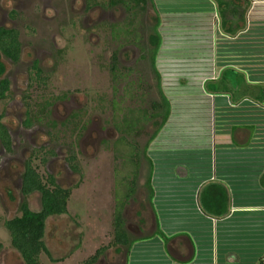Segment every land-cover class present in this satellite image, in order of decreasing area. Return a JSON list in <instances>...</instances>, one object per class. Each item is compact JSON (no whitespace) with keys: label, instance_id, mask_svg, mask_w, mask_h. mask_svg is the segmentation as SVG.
I'll list each match as a JSON object with an SVG mask.
<instances>
[{"label":"rangeland","instance_id":"obj_1","mask_svg":"<svg viewBox=\"0 0 264 264\" xmlns=\"http://www.w3.org/2000/svg\"><path fill=\"white\" fill-rule=\"evenodd\" d=\"M74 1L76 4L72 0H0V25L13 26L18 30L22 49L21 61L13 66L6 65L5 73L13 82L9 84L11 90L7 98L0 100V114L7 113L2 120L7 121L10 131L15 130L14 116L17 109L15 105L9 104L15 100L20 101L23 94L28 95L29 102L39 96L53 103V106L56 105L53 110L55 116L62 114L68 116L80 107L83 109V119L89 120L84 130L77 135L75 131L72 132L73 128L70 125L68 126L72 128L71 132L54 135L52 131H49L44 120L36 122L33 126L34 133L29 135L28 140L21 139L18 133H12V153L9 155H12L11 158L17 156L18 159L13 158V161L4 165L5 168H0V264H23L18 253L9 245V236L2 221L18 213V204L21 200L26 201L30 209L38 208L39 194L33 192L25 198L22 197L19 193L18 177L22 171V161L30 156L29 145L34 144L37 147L42 143L46 144L45 148L53 149L57 156L49 160L45 167L41 165L38 158H31V165L42 180H44L45 170L56 173L57 184L68 188L69 196L66 200V212L50 216L45 221L44 240L53 260L41 253L38 256L39 262L41 264H81L99 250L97 259L92 264L123 263L126 248L123 245L111 244L113 204L118 198L123 197L122 187L118 189L113 179V168L119 164V161H113L111 149L113 141L120 134L114 130L110 122L112 98L121 99V101L123 98V107L139 104L147 111L150 110L152 101H159L157 91L164 93L165 100L166 98L170 100L169 102L167 100L165 104L168 107L169 119L159 126L161 129L154 138L156 140H153V143L149 140L141 152L152 161L148 176L152 190L155 189L153 202L158 210L159 221L157 238L160 235L165 236L164 231L167 230L165 226L173 225L165 223L169 222L164 218V215L169 217V209H166L164 215L160 213L164 203L168 205L166 200L168 195L175 192L174 189L177 188L173 185H184L180 182V176L186 183L201 178L206 169L205 159L208 154L204 143H206L207 127L203 123L201 110L195 109L201 107L199 103L192 100L193 94L182 93L181 90H193L201 85L197 77L206 72L215 50L219 63L222 62V58L227 61L229 55H233V50L224 48V45L220 43H218L219 46L210 47L206 38L207 32L202 31V23L205 19L203 16L194 15L181 8L177 11L173 10L174 14L171 17L162 11V7L169 4V0H157L159 25L156 31L159 37L161 36V48H159L161 52L159 57L155 55L153 64L149 67L150 48L147 36L151 34L154 15L147 0H145L146 7L139 5L134 15L132 12L124 11L120 6L109 10L100 8L99 5H103L106 0H92L91 4L94 7L91 12L85 14L81 8L83 2ZM154 2L155 0L153 5L156 10ZM10 9L19 11L20 21L10 23L6 19V13ZM247 10L243 16V31L248 17ZM110 17L112 23L127 22L130 17H133L132 29L135 35L111 44L108 41L105 25L111 22ZM253 22L247 28L250 32L246 35L258 34L259 28L254 25L257 23ZM256 46L261 47L260 44H254V50L258 49ZM142 47L146 50L145 53L142 52L143 57L139 50ZM249 49L248 46L241 47L242 61L246 64L253 58V52L249 54ZM42 51L51 54L45 55ZM111 53L116 56L115 67L120 73L115 82L110 72ZM36 55H40L41 66L47 75L45 86L37 89L24 84L27 66L34 57H37ZM2 61L6 62L3 59ZM124 68L129 69L126 75H124ZM256 68L261 71L260 69L264 68V62H254L248 66L245 69L247 79L253 77L251 70ZM154 71L157 74L161 72L157 91ZM245 75H241L242 80H245ZM223 81L219 76L212 83L222 88ZM131 85L135 90H132L129 95L124 94L123 90ZM206 85L205 81L202 84L203 88ZM61 93L64 97L57 102L54 96ZM138 95L140 97H137ZM130 96L136 97V101L133 102ZM251 99L249 97L242 103L243 109L251 110L249 109L253 107ZM169 103H171L170 110ZM33 108L35 109L34 106ZM245 111L243 110V123L248 121L244 118H249L247 114L245 116ZM214 118L216 121L211 128V135L215 139V153L213 154L212 147L210 155L215 156V166H217L216 159L220 150L217 109H215ZM187 128L193 131V134H189ZM152 129L150 122L145 123L143 133L134 138L138 146L143 147ZM121 149L128 152L126 146H122ZM63 151L64 154H62ZM69 151L76 156V162L80 167H83L81 178L63 166L64 158L62 157ZM186 160L188 161L186 173L180 175L177 171H184ZM213 161L212 158V166ZM121 171H118L117 183L123 181ZM142 177L145 178V176ZM145 192L136 189L133 198L141 197L140 199L144 201ZM126 204L127 202L123 206L124 211L127 209L125 217L123 215L124 223L126 220H132L134 213L133 208H129L130 206ZM152 239H143L140 242L137 240L130 245L125 264H169L164 255L157 250L153 251L154 247H150V244L149 246L145 244L158 241V239ZM190 264L204 263H199L198 256L195 255Z\"/></svg>","mask_w":264,"mask_h":264},{"label":"crops","instance_id":"obj_2","mask_svg":"<svg viewBox=\"0 0 264 264\" xmlns=\"http://www.w3.org/2000/svg\"><path fill=\"white\" fill-rule=\"evenodd\" d=\"M258 3L264 4V0H249L248 16L253 5ZM154 4L156 7L157 0ZM181 8L185 9L183 11L205 18L202 31L207 32L206 38L211 48L220 43L224 45V48L232 49L233 55H229L227 61L222 58V62L219 63L215 50L208 69L197 77L201 85L193 90H181L182 93L193 94L192 100L200 104L201 108L195 109L201 110L203 123L207 127L204 144L208 156L205 159L206 169L201 178L186 183L180 176V182L184 185H173L177 188L174 189L175 192L168 195L166 199L168 205L164 203L160 209L163 215L166 209L170 210L169 217L164 215V218L169 221L165 223L173 225L165 226L167 229L164 231L165 236L160 235L159 238L156 235L159 231L158 210L153 202L155 189L152 190L148 176L152 161L150 157H146V154H141V158L139 157L141 166L136 189L146 191V199L143 201L140 197L127 200L126 206L133 208L134 213L133 219L126 220L127 224L124 223V229L130 241L124 251L122 264L127 261L130 245L137 240L140 242L143 239L151 240L152 238L158 241L145 244L147 246L150 244V247H154L153 251L157 250L164 255L169 264H190L195 255L198 256V262L204 264L213 262L214 264H264V68H261V71H258V68L252 69V78L247 79L245 75V69L248 66L254 62H264V54L253 49L254 44H260L263 47L264 38L257 34L246 35L251 23L248 17L245 20L244 31L242 30L243 22L236 16L228 17L229 27L226 24L225 27H221L217 7L212 0H169V4L163 6L162 11L171 16L174 14L173 10L177 11ZM158 13L156 7L157 16ZM257 27H259L258 24ZM224 28L229 29L226 31ZM160 46L161 43L156 57H159L161 52ZM242 46L250 47L249 54L253 52L250 64L242 61ZM155 61L157 62V59ZM160 74L161 72H158L159 80ZM241 75H245V80H242ZM219 76L222 81L224 80L222 88L212 83ZM205 81L207 85L203 88L202 84ZM160 93L164 97V93L161 91ZM157 94L160 98L158 92ZM249 97L252 98L253 107L247 111L248 108H242V103ZM166 100L170 101L167 98ZM215 109L218 110V130L220 129V135H217L220 149L216 159L217 166H215V156L210 155L212 147L213 154L215 153V139L211 135V128L216 121ZM243 110H246L245 116L246 114L249 116L244 118L248 120L244 123L242 122ZM168 119L167 112L163 123ZM152 123L154 124L152 130H154L161 121L156 118ZM160 129L158 127L150 142L153 143V140H156L154 138L157 137ZM187 130L189 134H193L189 128ZM147 143L149 139L146 138L143 146ZM187 163L186 160L184 171H177L180 175L186 173ZM215 185H219L225 192L226 212L222 215L210 214L203 210L200 204V193L204 188L210 189L209 196L215 198L218 191ZM126 212L127 209L123 210L124 217Z\"/></svg>","mask_w":264,"mask_h":264},{"label":"trees","instance_id":"obj_3","mask_svg":"<svg viewBox=\"0 0 264 264\" xmlns=\"http://www.w3.org/2000/svg\"><path fill=\"white\" fill-rule=\"evenodd\" d=\"M148 1L151 8L154 10L152 0ZM212 1H214L216 4L217 14L219 15L221 27H225V24L228 26V17L233 18L234 16H236V18H239L243 22L244 13L249 7V0ZM111 3L114 5L119 4L123 6L127 11H130L133 8L137 9L140 3L144 4L143 0H111ZM239 3L241 4L239 5ZM252 8L253 9H251V13L248 18L251 19V22H253V20L254 22L256 21V23L259 25V27H257L259 28L257 35L264 38V4H255ZM154 14V24L151 27L152 34L148 36V43L152 46L151 51H149L150 66L153 64L155 55L160 45V37L156 31L159 24L155 11ZM257 24L254 25L257 26ZM227 29L225 30L227 31ZM248 32H250V30H248ZM5 38H7V41H5ZM15 43L16 42L12 32L4 31L2 29L0 30V51L4 55L15 58ZM257 48L258 49L256 50L259 53L264 54V46H257ZM111 59L112 64L110 66V72L112 75V80L113 82H115L117 76H119L120 73L115 67V54H112ZM154 76L155 85L158 88L159 76L156 72H154ZM132 87L133 85H131V87L129 88H125L123 90L124 94L129 95L132 90H135ZM114 91L115 89L113 90V92ZM157 92L160 95L159 101H152L150 103L149 111H147L139 104H135L133 107H123V98L122 101L121 99L116 100L114 98H112L110 101L112 109L110 122L114 130L120 134L113 141L111 149L113 161H119V164L113 168V179L115 180V185L118 187V189L121 186L123 191V197L120 199L116 198L117 201L114 202L113 211L111 212V227L113 233L111 244L123 245L126 249L130 240L124 229L123 206L128 199L133 198V194L135 193V181L138 174L139 157L144 149V146H138V144L134 141V138L143 133V126L145 125V123L147 124L148 122H153L156 118H159L161 123H163L168 112V107L165 106L167 100L164 99L160 91ZM130 97H132L133 102L136 101V97ZM137 97H140V95H138ZM152 122L150 124L154 126ZM160 124L158 125V127L160 126ZM158 127L154 128V130H152L148 134L147 140H150L152 138L154 133L157 132ZM122 146H126L128 152L122 151ZM70 168L74 169L75 166L71 165ZM119 170H122L121 173H123V176L121 178L123 179V181L117 183V180L119 179ZM215 187L218 191H216V196L214 199L208 194L210 189L208 190L204 188L201 190L200 204L203 210H205L206 212L213 215H222L226 212V207L224 205L225 192L219 185H215ZM20 190L23 194H27L31 191L39 192L40 207L38 210H31L26 206L24 202H22L19 205L20 213L18 215H14L3 220V227L9 235V244L18 253L23 264H41L38 259V256L41 253L45 254L50 260H53L44 240L45 221L50 216L61 215L66 212V200L69 196V189L62 188L54 184L53 179L50 176L46 179V181H42V178H40L38 173L29 165V163H26ZM99 252V250L96 251L93 255L85 259L81 264L94 263Z\"/></svg>","mask_w":264,"mask_h":264},{"label":"flooded vegetation","instance_id":"obj_4","mask_svg":"<svg viewBox=\"0 0 264 264\" xmlns=\"http://www.w3.org/2000/svg\"><path fill=\"white\" fill-rule=\"evenodd\" d=\"M72 1L76 4V1H74V0H72ZM81 1L83 2L81 4L82 5V7H81L82 11L85 12V14L87 12H91V10L94 7L91 4L92 0H81ZM78 2H80V1H78ZM143 2H144V4L140 3L139 5H142V6L144 5L146 7V1L143 0ZM152 3H153V0H152ZM148 4H149V1H148ZM94 5H96V4H94ZM116 6L122 7L123 10L126 12L131 11L132 14L136 10V8H133L132 10L127 11L123 6H121L119 4H115V5L112 4L111 0H106L103 5H99L100 8H104L107 10L113 9ZM153 7H154V5H153ZM154 11L156 12L155 8L153 10V15H155ZM132 18L133 17H130L127 22L124 21L122 23H114V22L112 23L111 17H110L109 20L111 22L106 23L105 25H106V32L108 35V41H110L111 44H112V42H115V41H124V40H126V38L129 39L132 37V35H135L134 30L132 29V27H134L133 26L134 23H133ZM6 19L11 23V22H15V21H20L21 16L19 14V11H17L16 9H10L9 12L6 13ZM1 29L4 31L12 32L13 37H14L15 42H16L15 43L16 44V46H15L16 47L15 58H11L9 56H6L0 51V100H4L7 98L8 94L11 90L10 85H9L10 82H13V80L11 81L9 79L8 75L5 73L6 72V65H8V66L12 65L13 66V65L18 64L21 61L22 49H21V43L19 40V32L16 28H14L13 26H8V25H0V30ZM151 34H152V32H151ZM148 36H147V43H148ZM5 41H7V38H5ZM148 47L150 48V51H151L152 46L149 43H148ZM139 50L141 51V57H143V53H145L146 50L143 49V47L139 48ZM42 53H43V51H42ZM43 54L50 55L51 53L45 52ZM112 54H114V53H111L109 56L110 63L112 62V59H111ZM149 58H150V56H149ZM2 59L6 62L4 63L2 61ZM40 60H41L40 55H38L37 57H34L29 62L28 66H27V73H26L27 76L24 79V84L27 85V87L33 86L34 88L37 89L39 87L45 86V82L47 81V75L45 74L46 72L42 68L43 66H41ZM149 67H151L150 66V60H149ZM108 71H109V63H108ZM124 71H125L124 75H126L129 71V69L124 68ZM151 71H152V69H151ZM155 87H156V85H155ZM156 91H157V88H156ZM63 97H64L63 93H61V95L56 94L54 96V98L56 99L57 102H60V100H62ZM28 100H29L28 95L23 94V97L21 98L20 101L15 100L14 102H10V104H9L10 106L15 105V107L17 109V113L14 116L15 117V122H14L15 130L14 131H10L7 121L2 120V117L4 118L7 115V113L5 112L3 114H0V168H2V167L5 168L4 165H6L10 161H13L14 160L13 158L18 159L17 156L11 158L12 155H9L12 153L11 152L12 151V143H11L12 133H15V134L18 133L20 135L21 139L23 138L24 140H28V139H30L29 135L34 133L35 129L33 128V126H35L36 122H40V121L44 120L46 122L48 128H49V131H52L54 133V135L58 134V133L63 135L67 131L71 132L72 128H73L72 132L75 131L74 133H75V135H77V134H79V132L81 133V131L84 130L85 124L89 121L87 119L86 120L83 119V117H82L83 109H81L80 107H77V109L73 110L72 113L69 114L68 116L66 114L55 116V113L53 110H54L56 105L53 106V103L51 104V102L45 100L44 98H40L39 96L35 97L34 100H32V102H29ZM110 104H111V102H110ZM33 106L35 107V109L33 108ZM51 115H52V118H51ZM68 125H70L72 128ZM45 145L46 144H44V143L38 144L37 147L34 144L29 145L30 156L28 158H26L24 161H22L23 167H22V171H20L21 172L20 176L18 177V187H19L20 195L24 198L26 196L32 194L33 192H36L39 194V192H37V191H31L27 194L21 193L20 189H21L22 176H23L25 164L29 163V165L36 171L34 166L31 165V163H30L31 158H34V157L38 158L41 165H43L45 167L49 160L54 159V156H57L56 152L53 149L45 148ZM23 149H24V146H23ZM62 154H64V151L62 152ZM75 157L76 156H74L71 153V151H69L68 154H66V155H64V157H62V158H64L62 163H63V166L66 170L69 169V171L71 173L79 176L78 178H81L83 167H80V165L76 162ZM71 165H74L75 168L71 169L70 168ZM44 173H45V176H44V180H42V181H46V179L50 176L53 179L54 184L60 186L59 184H57V180H56L57 174L56 173L53 174L47 170H45ZM139 173H140V165L138 168V174H137V178L135 181V190L137 188V183H138V179H139V175H140ZM61 175H63V174H61ZM60 187H62V186H60ZM62 188H64V187H62ZM39 199H40V194H39ZM22 202H24L26 204V206L28 207L27 202L21 200L18 204V213L14 214V215H18L20 213L19 205ZM39 207H40V203H39V206L36 210H38ZM31 210H33V209H31ZM14 215H12V216H14ZM12 216H9L8 218H10ZM5 219H7V218H5ZM5 219H3V220H5Z\"/></svg>","mask_w":264,"mask_h":264}]
</instances>
